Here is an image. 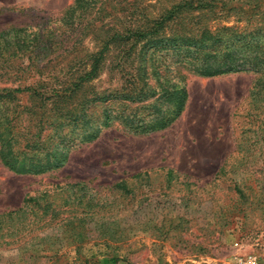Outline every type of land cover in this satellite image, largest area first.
<instances>
[{
    "label": "rangeland",
    "instance_id": "rangeland-1",
    "mask_svg": "<svg viewBox=\"0 0 264 264\" xmlns=\"http://www.w3.org/2000/svg\"><path fill=\"white\" fill-rule=\"evenodd\" d=\"M184 1L91 0L79 27L85 37L65 46L96 50L114 32L152 25ZM75 2L0 0V32L53 36L64 30L61 19ZM212 2L175 12L160 34H223V27L241 34L264 26V0ZM181 71L187 100L164 129L134 134L115 122L72 149L62 167L39 175L17 174L0 160V264H109L111 257L116 264H264V75ZM108 82L103 73L91 87ZM11 84L0 78V88ZM217 161L224 172L212 182L223 165ZM235 180L250 196L238 203L243 211L229 207ZM120 181L131 193L114 188ZM26 196L36 202L20 208ZM81 199L107 207L79 221L73 215L81 216L75 208Z\"/></svg>",
    "mask_w": 264,
    "mask_h": 264
},
{
    "label": "trees",
    "instance_id": "trees-1",
    "mask_svg": "<svg viewBox=\"0 0 264 264\" xmlns=\"http://www.w3.org/2000/svg\"><path fill=\"white\" fill-rule=\"evenodd\" d=\"M90 2L76 0L61 19L64 30L53 36L31 34L22 28L0 32V78L13 83L0 88V160L17 174L39 175L59 169L72 149L95 140L115 122L134 134L164 129L179 117L187 100L182 68L205 77L239 71L264 75V26H251L241 34L230 27H223V34L207 29L196 34H160L175 12L204 10L212 7V0L173 5L150 21L152 25L136 24L114 32L96 50L68 48L66 44L73 41L76 45L86 35L79 27L92 8ZM103 73L108 84L94 90L92 82ZM24 97L32 98L34 104H27ZM223 172L224 163L212 182ZM114 188L122 196L130 192L125 181ZM232 188L235 194L229 207L243 211L238 203L250 196L238 180ZM35 202L33 196H26L20 208H30ZM82 203L81 199L75 207L81 208V216L78 211L73 215L79 221L83 215L96 216L107 207L99 200ZM42 208L50 207L45 204ZM84 226L82 222L81 228ZM82 234L80 229L76 233L80 239ZM117 261L111 257L109 264Z\"/></svg>",
    "mask_w": 264,
    "mask_h": 264
},
{
    "label": "crops",
    "instance_id": "crops-1",
    "mask_svg": "<svg viewBox=\"0 0 264 264\" xmlns=\"http://www.w3.org/2000/svg\"><path fill=\"white\" fill-rule=\"evenodd\" d=\"M226 156V154H224V157ZM211 163H213V162H211ZM217 163H223V161H217Z\"/></svg>",
    "mask_w": 264,
    "mask_h": 264
}]
</instances>
